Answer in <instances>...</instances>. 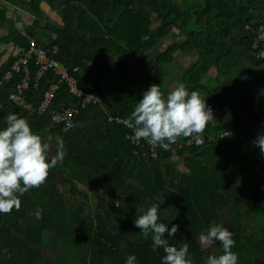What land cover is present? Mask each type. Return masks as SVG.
<instances>
[{
  "label": "trees",
  "instance_id": "trees-1",
  "mask_svg": "<svg viewBox=\"0 0 264 264\" xmlns=\"http://www.w3.org/2000/svg\"><path fill=\"white\" fill-rule=\"evenodd\" d=\"M42 3L64 25L36 18L29 35L40 46H58L57 59L78 86L104 102L80 109L75 128L65 131L52 123L53 114L79 105L66 85L44 114L9 100L24 73L0 85V130L7 115L16 114L50 143V159L57 138L66 152L46 183L21 197L19 211L0 213V264H125L129 255L137 264H162L164 250L153 251L151 236L145 239L134 226L137 215L162 200L158 222L169 230L179 225L175 237L165 233V239L177 248L187 243L193 264L223 254L219 242L203 247L200 241L213 224L234 234L238 264H264V153L254 143L264 135V56L253 49L254 34L246 29L264 23V0H0V30L6 31L0 44L21 49L0 66V80L30 43L7 5L41 12ZM175 28L186 38L156 58L143 88H131V72ZM190 51L199 58L185 69L181 85L228 117L206 126L203 144L180 138L176 151L146 159L128 139L129 129L109 118L127 119L151 85L162 90L164 65L176 61L177 52ZM35 71L32 62L30 74ZM56 81L49 72L37 87L31 82L29 102L37 106ZM37 208L43 210L39 220Z\"/></svg>",
  "mask_w": 264,
  "mask_h": 264
},
{
  "label": "clouds",
  "instance_id": "clouds-1",
  "mask_svg": "<svg viewBox=\"0 0 264 264\" xmlns=\"http://www.w3.org/2000/svg\"><path fill=\"white\" fill-rule=\"evenodd\" d=\"M210 122H216L213 110L197 91L189 92L185 86L179 85L165 95L156 84L143 93V98L126 120L134 140L143 139L165 148L180 138H192L197 145L203 144V134ZM254 143L264 153V135H259ZM50 147L48 141L32 130L27 119L12 113L7 115L6 127L0 130V213L19 211L21 197L30 189L46 183L50 170L66 155L61 139L57 138L56 155L51 159ZM163 202L154 203L142 215H137L134 226L141 229L145 239L151 236L153 251L164 250L162 264H193L187 243L177 248L165 239V233L175 237L179 225H173L169 230L165 223L158 222ZM114 203L119 207V200ZM42 213L43 210L37 208L36 219H42ZM233 235L222 224H213L206 235L200 236L202 245L219 242L223 252L209 255L205 264H238V253L232 251L235 245ZM125 264H137L136 256L129 255Z\"/></svg>",
  "mask_w": 264,
  "mask_h": 264
},
{
  "label": "built area",
  "instance_id": "built-area-1",
  "mask_svg": "<svg viewBox=\"0 0 264 264\" xmlns=\"http://www.w3.org/2000/svg\"><path fill=\"white\" fill-rule=\"evenodd\" d=\"M246 29L254 34L253 49L258 52V54L264 56V23L257 26L248 25ZM21 31L29 38V48L23 56L19 57V59L12 66V69L6 73L4 78L0 80V85L3 82L10 81L14 76V73H24L20 81L15 84L13 91L9 94V100L14 105L26 110L27 112H36L38 114H44L50 108L56 91L62 84L66 85L69 93L79 100V105L54 113L52 116V123L54 125L62 126L65 131L72 130L76 126L75 116L79 113L80 109H85L91 105H102L104 102L103 98L97 94L85 91L78 86L77 79L71 74L66 65L58 61V46H40L36 39L29 35L30 31H27L26 29H21ZM32 62H34L36 66V71L33 75L30 74ZM76 71L77 68L74 72ZM49 72H52L57 77V81L45 91L42 101L35 106L33 103L29 102L26 90L30 86L31 82H34L37 87L44 76ZM109 120L121 124L129 129L130 133L128 135V139L137 147L138 153L146 159L156 161L159 158L161 150L176 151L177 148L180 147V143H175L165 148L158 144H150L148 141L143 139L136 141L133 138L132 129L126 124L127 119L121 117H110ZM228 134L230 133H225V135ZM193 142L194 141L191 138L186 142V144L190 145Z\"/></svg>",
  "mask_w": 264,
  "mask_h": 264
},
{
  "label": "crops",
  "instance_id": "crops-1",
  "mask_svg": "<svg viewBox=\"0 0 264 264\" xmlns=\"http://www.w3.org/2000/svg\"><path fill=\"white\" fill-rule=\"evenodd\" d=\"M26 2H29L30 0H24ZM7 7L9 8V16H12L15 18L17 25L19 26L20 29H26L27 31H31L32 30V26L34 23V20L36 18H43V17H50L53 21H55L56 23H58L59 25H64V21L62 19L61 16H59L56 12H53L50 10L49 6L46 3H42L41 8L42 11H33L31 10L28 6H26L24 9H19L16 6H12V5H7ZM6 34L5 30H0V36H3ZM155 52V51H154ZM194 51H190V52H186L187 55L182 56L183 59V63L182 66L185 69L190 66L193 62H196L199 58L198 53H192ZM21 53V49L17 46H14L13 44H0V66L9 59V57L11 56H17ZM180 53L181 52H177ZM176 53V61L178 60V56H180L179 54ZM183 53V52H182ZM185 57L188 58V60H185ZM179 62V60H178ZM177 62V63H178ZM181 63L177 64L176 66L180 65ZM184 71L182 72V74L184 73ZM182 74L179 76V78L177 76H173L172 74L170 76H167L168 78H166V84L165 87L163 86V79H162V91H168L170 92L171 90H173L175 87L181 85L180 82V78L182 76ZM214 73H211V77L213 79H216V76L213 75ZM165 82V79H164ZM209 107L212 108L213 110V115L215 118L216 122H213L214 124H222L226 121L227 117V111L226 110H218L216 109L214 106L210 105ZM225 113V114H222ZM223 115V116H222ZM219 117H223V122H219V120L217 118Z\"/></svg>",
  "mask_w": 264,
  "mask_h": 264
},
{
  "label": "rangeland",
  "instance_id": "rangeland-1",
  "mask_svg": "<svg viewBox=\"0 0 264 264\" xmlns=\"http://www.w3.org/2000/svg\"><path fill=\"white\" fill-rule=\"evenodd\" d=\"M183 1V0H181ZM56 23V22H55ZM58 24V23H57ZM59 25V24H58ZM63 26V25H61ZM185 37L184 33L182 31H180L179 29L175 28L171 33L170 35L165 38L161 44H160V47L155 50V52L152 51H149L146 55V58H145V63L144 65L139 68V69H134L130 76L128 77V83L130 85L131 88L133 89H140V88H143L144 87V81L146 80V78L148 76H150V74L152 72L155 71L156 67H155V60L156 58L162 53L164 52L170 45H172L173 43L175 42H181ZM192 53H195L196 52H192ZM179 54L180 56H178V60L177 61H174V62H170L169 64H165L163 69H162V73H163V86L165 87V84H166V78H168L167 76H170L171 74L173 76H177L179 78V76L182 74V72L184 71V68L182 66V64H184L183 62V59H182V56L184 55H187L186 52H183V53H177ZM188 60L187 57H185V60ZM178 62V63H177ZM181 63L180 65L176 66L177 64ZM213 75H217V73H214ZM164 79H165V82H164ZM222 114H225V113H222ZM223 116V115H222ZM226 117H228V111H227V114H226ZM219 120V122H223V117H219L217 118ZM182 167V166H181ZM66 186L64 185H60V188L62 190L65 189ZM97 197L96 195L92 194V202L96 203L97 201ZM207 233H205L206 235ZM209 245H203V247H208Z\"/></svg>",
  "mask_w": 264,
  "mask_h": 264
}]
</instances>
